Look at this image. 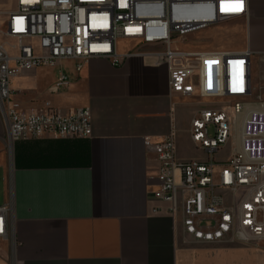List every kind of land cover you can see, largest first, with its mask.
Returning <instances> with one entry per match:
<instances>
[{
    "label": "crops",
    "instance_id": "crops-1",
    "mask_svg": "<svg viewBox=\"0 0 264 264\" xmlns=\"http://www.w3.org/2000/svg\"><path fill=\"white\" fill-rule=\"evenodd\" d=\"M248 2V27L231 22L207 28L232 29L214 34L213 41L225 46L234 40L243 46L229 51L250 48L261 57L264 0ZM134 46L127 39L117 42L119 64L92 57L76 71L74 60L64 61L72 82L57 91V70L50 67L12 79L22 111L46 102L64 114L88 108L92 135L42 136L10 146L0 112V205L11 207L7 235L0 237V264H264V251L186 235L179 219L165 212L168 204L154 197L158 161L146 142L175 133L178 158L204 160L190 126L209 101L173 92L167 64L137 54ZM253 81L263 82L264 74ZM223 150L221 160H227Z\"/></svg>",
    "mask_w": 264,
    "mask_h": 264
},
{
    "label": "built area",
    "instance_id": "built-area-1",
    "mask_svg": "<svg viewBox=\"0 0 264 264\" xmlns=\"http://www.w3.org/2000/svg\"><path fill=\"white\" fill-rule=\"evenodd\" d=\"M14 1L13 8L0 9V112L10 146L42 136L92 135L88 108L64 114L46 102L39 110L22 111L14 101L15 76L50 67L57 70L53 89L67 88L72 78L64 61L74 60L76 71L92 57L119 64L117 42L130 40L137 54L167 64L173 92L209 101L190 126L192 140L206 154L204 160L178 158L175 133L160 142H146L158 161L154 197L168 204L165 212L179 219L185 234L196 241H264V96L253 93L254 53L250 48L208 52L174 45L176 39L218 22L249 16L248 0ZM227 1L243 3L248 11L224 14L220 8ZM195 11L202 13L188 16ZM231 99L229 105L225 100ZM242 114L240 147L219 162L216 177V155L234 138ZM10 214L9 204L0 205V237L7 235Z\"/></svg>",
    "mask_w": 264,
    "mask_h": 264
},
{
    "label": "rangeland",
    "instance_id": "rangeland-1",
    "mask_svg": "<svg viewBox=\"0 0 264 264\" xmlns=\"http://www.w3.org/2000/svg\"><path fill=\"white\" fill-rule=\"evenodd\" d=\"M249 5V2H248ZM15 6V1L14 0H5L2 1L0 0V9H4V8H11ZM250 16H251V11H250V7H249V16H240V17H234L231 18L229 20L226 21H222V22H218L217 25H225V24H229L231 22H242L244 24V27H248L249 24V20H250ZM247 24V25H246ZM214 26V27H215ZM232 29H216V28H207L205 30L199 31V32H195L192 34H189L186 38H182V39H176L174 41V45L175 46H179L180 48L183 49H189V48H194L195 50H203L206 48H221L223 50H232V49H239L243 46V43H238L237 41H228L225 46H221L218 45L217 42L213 41V37L214 34H218V33H229L232 32ZM234 33H238L235 32ZM243 35V34H242ZM221 46V47H220ZM252 70H253V79H256V76H258L259 78L264 74V55L261 57L258 56L257 54H254L252 57ZM253 93L254 95H258V94H262L264 96V81H258V84H256L254 82L253 84ZM229 105H231L234 100H225ZM210 132L213 133V128L211 127ZM237 132H238V127L236 128V130L234 131V138L230 141V143H228L223 149L224 152H226L228 155H231L233 153H235L236 149H238V145H237ZM221 153H217L216 155V169H215V174L216 177L218 176L220 170H221V164L219 163L221 161ZM218 244V243H215ZM227 244V246H231V247H246L251 249L252 251L258 252V251H264V241H258L256 243H252V244H238V243H225Z\"/></svg>",
    "mask_w": 264,
    "mask_h": 264
},
{
    "label": "bare ground",
    "instance_id": "bare-ground-1",
    "mask_svg": "<svg viewBox=\"0 0 264 264\" xmlns=\"http://www.w3.org/2000/svg\"><path fill=\"white\" fill-rule=\"evenodd\" d=\"M233 4V5H232ZM225 5V9L226 10H223L222 7L220 8L221 9V12L224 13V14H228V15H232V16H235V15H242V9H245V11H248L247 10V7L245 4H241V3H238V2H235V1H227V2H224V4H222V6ZM237 7H240L241 10L240 11H234V9H236ZM193 14H189L188 16H197L198 13H202V12H192ZM245 114H242L238 117V123H237V127H238V132H237V145L238 147H240V139H241V132H242V123H243V118H244Z\"/></svg>",
    "mask_w": 264,
    "mask_h": 264
},
{
    "label": "snow or ice",
    "instance_id": "snow-or-ice-1",
    "mask_svg": "<svg viewBox=\"0 0 264 264\" xmlns=\"http://www.w3.org/2000/svg\"><path fill=\"white\" fill-rule=\"evenodd\" d=\"M241 8L240 7H237L236 9H234V11H240Z\"/></svg>",
    "mask_w": 264,
    "mask_h": 264
}]
</instances>
